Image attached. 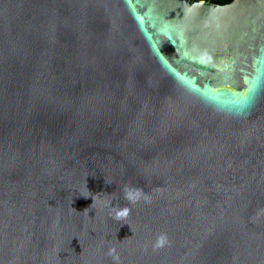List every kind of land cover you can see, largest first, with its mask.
Segmentation results:
<instances>
[{
	"label": "water",
	"instance_id": "water-1",
	"mask_svg": "<svg viewBox=\"0 0 264 264\" xmlns=\"http://www.w3.org/2000/svg\"><path fill=\"white\" fill-rule=\"evenodd\" d=\"M0 264H264V0H0Z\"/></svg>",
	"mask_w": 264,
	"mask_h": 264
},
{
	"label": "clouds",
	"instance_id": "clouds-1",
	"mask_svg": "<svg viewBox=\"0 0 264 264\" xmlns=\"http://www.w3.org/2000/svg\"><path fill=\"white\" fill-rule=\"evenodd\" d=\"M136 196H139V193H136ZM126 198H128L129 200H133V201L135 200V197L133 196V194L131 192L126 193ZM128 212H129V210L127 208H125L122 211H119L117 213V216L118 217L127 216ZM165 241H166V236L161 235L160 237L157 238V242L154 245V247H156V248L162 247L164 245ZM112 251H114V250H110V253H109L110 255L112 254ZM116 259H118V257H116Z\"/></svg>",
	"mask_w": 264,
	"mask_h": 264
},
{
	"label": "trees",
	"instance_id": "trees-1",
	"mask_svg": "<svg viewBox=\"0 0 264 264\" xmlns=\"http://www.w3.org/2000/svg\"><path fill=\"white\" fill-rule=\"evenodd\" d=\"M196 1H200V0H196ZM208 1H211L213 3H216V4H221V5H224L230 1H233V0H228V1H220V0H208Z\"/></svg>",
	"mask_w": 264,
	"mask_h": 264
},
{
	"label": "flooded vegetation",
	"instance_id": "flooded-vegetation-1",
	"mask_svg": "<svg viewBox=\"0 0 264 264\" xmlns=\"http://www.w3.org/2000/svg\"><path fill=\"white\" fill-rule=\"evenodd\" d=\"M205 1H208V0H205ZM220 1H228V0H220ZM209 2H211V1H209ZM231 2V1H230ZM230 2H228V3H230ZM213 3V2H212ZM216 4V3H215ZM227 4V3H226Z\"/></svg>",
	"mask_w": 264,
	"mask_h": 264
}]
</instances>
